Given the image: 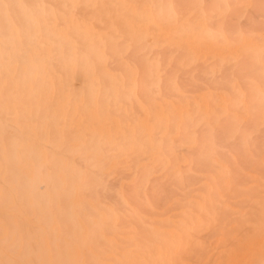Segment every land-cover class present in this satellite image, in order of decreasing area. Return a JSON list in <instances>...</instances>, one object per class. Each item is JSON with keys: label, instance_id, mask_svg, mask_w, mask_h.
Instances as JSON below:
<instances>
[{"label": "bare ground", "instance_id": "6f19581e", "mask_svg": "<svg viewBox=\"0 0 264 264\" xmlns=\"http://www.w3.org/2000/svg\"><path fill=\"white\" fill-rule=\"evenodd\" d=\"M0 264H264V0H0Z\"/></svg>", "mask_w": 264, "mask_h": 264}]
</instances>
